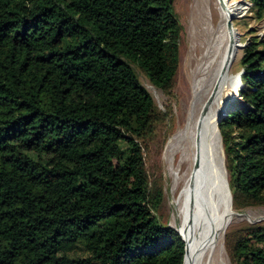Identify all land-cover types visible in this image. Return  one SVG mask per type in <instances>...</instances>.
<instances>
[{"label":"trees","instance_id":"trees-1","mask_svg":"<svg viewBox=\"0 0 264 264\" xmlns=\"http://www.w3.org/2000/svg\"><path fill=\"white\" fill-rule=\"evenodd\" d=\"M174 2L0 0V264H184L146 167L165 115L140 78L172 94ZM248 2L264 21V0ZM248 34L240 101L217 123L238 212L264 207V33ZM224 245L264 264V223Z\"/></svg>","mask_w":264,"mask_h":264},{"label":"bare ground","instance_id":"bare-ground-1","mask_svg":"<svg viewBox=\"0 0 264 264\" xmlns=\"http://www.w3.org/2000/svg\"><path fill=\"white\" fill-rule=\"evenodd\" d=\"M233 9L234 3L216 0L210 9L201 11L199 26H195L201 49L190 83L198 110L191 104L193 109L166 146L178 227L187 244L184 264H221L218 243L222 234L230 223L244 216L232 208L215 129L225 105L238 97L235 83L240 75L230 77L240 48L232 23Z\"/></svg>","mask_w":264,"mask_h":264},{"label":"rangeland","instance_id":"rangeland-1","mask_svg":"<svg viewBox=\"0 0 264 264\" xmlns=\"http://www.w3.org/2000/svg\"><path fill=\"white\" fill-rule=\"evenodd\" d=\"M226 1L234 3L232 23L234 30L239 36L240 42V48L238 49L230 69V77L232 78L240 75L239 60L242 55L244 40L249 36V29H256L257 34H263L264 21L258 22L250 16L252 13L249 12L250 3L248 0ZM215 2L216 0H175L174 2V7L180 20L182 30L180 38L179 67L171 95H166L161 90L152 86L142 75L140 76L143 85L152 95L158 109L165 115L164 121L158 128L159 130L157 131L149 150L145 153L146 167L150 172L151 179L158 183L163 193L162 204L158 210L160 220L174 229L180 235L185 244L186 241L184 236L178 227L179 218L176 216V207L173 203L176 191L173 190L172 177L169 169L170 163L169 160L167 161L165 153L170 136L184 123L187 116L190 114V109H193L191 108L192 105L194 106L190 83L192 69L201 49V46L197 44V42H199V37L196 35L195 26H199L198 22L200 20L202 9H210ZM230 77L229 79H231ZM235 86L238 90L241 86L240 81L236 82ZM237 101H240L239 94L237 100L229 101L225 105V108H223V111L219 114V117L216 116L215 129L217 130L220 139L223 161L224 155L222 142L217 129L218 118L224 115ZM194 107L197 108V106ZM195 110H198V108ZM228 207L230 206L228 205ZM239 213L244 216L235 219L230 223L228 228L244 224L264 223V207L249 208L246 211ZM225 231L218 243L219 258L221 259V264H233L224 245Z\"/></svg>","mask_w":264,"mask_h":264},{"label":"water","instance_id":"water-1","mask_svg":"<svg viewBox=\"0 0 264 264\" xmlns=\"http://www.w3.org/2000/svg\"><path fill=\"white\" fill-rule=\"evenodd\" d=\"M219 1H221V0H219ZM241 73H242V71H240V75H241ZM219 120H220V118H218V122H219ZM226 183H227V179H226ZM227 187H228V184H227ZM229 192H230V190H229ZM184 254H186V244H185V247H184ZM184 257H185V255H184ZM183 262H184V259H183Z\"/></svg>","mask_w":264,"mask_h":264}]
</instances>
